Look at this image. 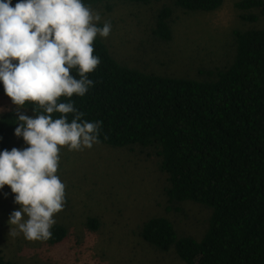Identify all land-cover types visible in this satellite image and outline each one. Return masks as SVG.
<instances>
[{
    "label": "trees",
    "instance_id": "1",
    "mask_svg": "<svg viewBox=\"0 0 264 264\" xmlns=\"http://www.w3.org/2000/svg\"><path fill=\"white\" fill-rule=\"evenodd\" d=\"M149 4L152 0H82L85 6L114 2ZM19 0H12L13 6ZM224 0H173L186 11L212 12ZM240 11L260 9L264 0H238ZM173 9L163 6L153 34L172 38ZM254 22L253 14L241 13ZM235 55L206 80L160 76L118 62L97 36L94 55L100 64L87 74L93 84L83 96L61 97L72 102L82 121H101L100 143L113 147L153 148L166 174L169 203L192 201L212 209L209 225L198 239L179 234L165 216H153L140 230L142 239L158 250L172 251L181 264H264V29L234 30ZM72 75L79 79L78 70ZM0 96L4 94L0 84ZM26 103L33 115L42 109ZM59 118L60 113H53ZM75 114H68V121ZM17 113L0 115V151L12 149ZM89 217V230L99 227ZM46 240L66 241L67 228L55 223ZM0 264H18L0 254Z\"/></svg>",
    "mask_w": 264,
    "mask_h": 264
},
{
    "label": "rangeland",
    "instance_id": "2",
    "mask_svg": "<svg viewBox=\"0 0 264 264\" xmlns=\"http://www.w3.org/2000/svg\"><path fill=\"white\" fill-rule=\"evenodd\" d=\"M238 0H224L212 12L186 11L173 0H152L149 4L118 1L88 6L99 14V27L111 24L107 38L99 37L121 64L160 76L206 80L211 72L228 66L235 55L234 30L264 29L260 9L240 11ZM165 5L173 9L172 38L161 41L153 34L155 18ZM241 13L256 15L254 22ZM19 110L0 96V115ZM27 147L14 135L12 148ZM161 157L153 148L113 147L94 143L91 148H61L58 176L65 184V204L55 223L67 228L66 241L52 245L28 241L13 235L10 214L19 209L14 194L0 189V254L18 264H181L174 252L156 249L140 236L145 221L168 217L179 234L200 238L208 228L212 209L192 201L169 203L164 193L166 174ZM89 217L99 220L92 231Z\"/></svg>",
    "mask_w": 264,
    "mask_h": 264
},
{
    "label": "clouds",
    "instance_id": "3",
    "mask_svg": "<svg viewBox=\"0 0 264 264\" xmlns=\"http://www.w3.org/2000/svg\"><path fill=\"white\" fill-rule=\"evenodd\" d=\"M82 0H0V84L19 110L35 105L34 117L17 114L14 135L27 147L0 151V189L7 185L20 207L10 214L13 235L28 241L51 238L55 215L65 204V184L58 176L60 151L91 148L98 143L101 121H82L72 102L83 96L100 60L94 55L97 36L107 38L111 24L97 26ZM78 70L79 79L72 75ZM53 113H60L53 118ZM68 114H75L71 122Z\"/></svg>",
    "mask_w": 264,
    "mask_h": 264
}]
</instances>
